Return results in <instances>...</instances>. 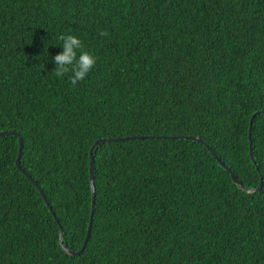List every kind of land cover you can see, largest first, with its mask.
<instances>
[{"label": "trees", "instance_id": "1", "mask_svg": "<svg viewBox=\"0 0 264 264\" xmlns=\"http://www.w3.org/2000/svg\"><path fill=\"white\" fill-rule=\"evenodd\" d=\"M63 34L97 57L75 87L53 72ZM259 110L264 0H0V131L23 137L21 166L72 250L90 223V148L112 139L94 150L91 235L71 255L17 167L18 136L0 137V264H264Z\"/></svg>", "mask_w": 264, "mask_h": 264}, {"label": "water", "instance_id": "2", "mask_svg": "<svg viewBox=\"0 0 264 264\" xmlns=\"http://www.w3.org/2000/svg\"><path fill=\"white\" fill-rule=\"evenodd\" d=\"M259 113H264V110H259V111L255 112L253 114L252 118H251V124H250V127H249L250 144L252 143V122H253L254 117L257 114H259ZM4 135H15V136H18V139H19V153H18V156L16 158L17 167L38 188V190L40 191L41 195L43 196L46 204L49 206V209L51 210V212H52V214L54 216V219L60 225V228H61L60 240H61V246H62L63 250L66 253H69L71 255H79V254H81L84 251V249L86 248V245H87V243L89 241V238H90V235H91L92 222H93L94 211H95L96 184H95V156H94V150H95L97 145H99L100 143L105 142L106 140H110L111 138H99V139H97L94 142V144L90 148V171L89 172H90V179H91V186H92V212H91L90 223H89L87 235H86V238L84 240V243H83L82 247L79 250H72L64 243L63 228H62V226L60 224V221H59L56 213L53 211V208L50 205V202H49V200L47 198V195L45 194L43 188L39 185L38 181L35 178H33L32 175L29 172L25 171V169L21 166V156H22L23 147H24L23 137L19 134V132L15 131V130H9V131L3 130V131H0V137H2ZM172 137L173 138H188V139H193V140H196V141H202L201 138H199L197 136H193V135H189V136L176 135V136H172ZM134 138H144V136L132 135V136H127V137H116V138H113V140L121 141V140H125V139H134ZM209 149H210L211 153L213 154V156L218 160L219 164L224 169H226V170H228L230 172L233 181L235 183H238L243 188V190L251 193V192L259 191L261 189V187L263 185V182H262L263 178L262 177H261V182H260L259 186H257V187H247V186H245L244 183L239 179V177L237 176L235 171L232 168H230L229 166H227L226 163L222 160V158L220 156H218V154L213 149H211V148H209ZM250 154H251V157H252L254 163H256L255 159H254L253 151H252V146H251ZM257 168H259V167L257 166Z\"/></svg>", "mask_w": 264, "mask_h": 264}, {"label": "clouds", "instance_id": "3", "mask_svg": "<svg viewBox=\"0 0 264 264\" xmlns=\"http://www.w3.org/2000/svg\"><path fill=\"white\" fill-rule=\"evenodd\" d=\"M99 35L107 37L109 32L101 30ZM59 40L63 50L53 57L56 65L53 72L57 77L70 73V82L75 87L88 76L97 62V57L85 49L82 40L76 35L63 34L59 36Z\"/></svg>", "mask_w": 264, "mask_h": 264}]
</instances>
